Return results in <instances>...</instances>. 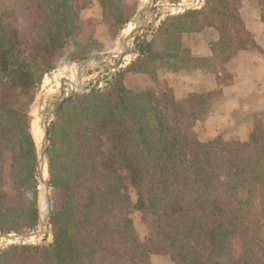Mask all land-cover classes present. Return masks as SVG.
<instances>
[{
	"label": "trees",
	"instance_id": "16d2710c",
	"mask_svg": "<svg viewBox=\"0 0 264 264\" xmlns=\"http://www.w3.org/2000/svg\"><path fill=\"white\" fill-rule=\"evenodd\" d=\"M50 1L48 26L39 27L42 43L54 52L49 64L22 58L18 48L4 44L0 21V88L10 83L25 95L39 87L45 73L67 62L64 45L77 27L71 2ZM112 1L99 0L109 8ZM37 2L41 9L46 6ZM210 30L217 33L210 44L213 57L194 56L186 40ZM246 48L259 51L243 29L235 0H204L200 10L164 20L139 55L109 80L105 92H72L65 98L48 127V235L37 245L0 252V264H22L33 255L41 264H99L102 255L113 264H150L149 249L160 254L163 264H251L249 253L256 248L263 258L264 217L256 211L264 212V127L251 122L231 143L198 139L201 121L218 102V90H207L201 82L193 97L174 93L183 92L181 79L193 71L204 72L219 87L224 65ZM94 55L85 52L76 60ZM127 76L153 79L156 86L155 80L164 81L172 96L160 101L151 89L128 91L123 84ZM30 122V114L0 101V171L16 199L3 206L0 196V233L18 234L38 225ZM103 136L102 145L94 142ZM101 148L113 153L96 159ZM129 188L137 211L148 218L146 244L125 210L131 205Z\"/></svg>",
	"mask_w": 264,
	"mask_h": 264
},
{
	"label": "rangeland",
	"instance_id": "374dc122",
	"mask_svg": "<svg viewBox=\"0 0 264 264\" xmlns=\"http://www.w3.org/2000/svg\"><path fill=\"white\" fill-rule=\"evenodd\" d=\"M50 1V0H46ZM55 1V0H51ZM50 1V2H51ZM62 2V0H60ZM71 3V11H72V18L74 25L76 24L77 27H74L71 32V41L65 42L63 49L64 52L67 54V62L62 63L58 68L54 70H50L44 74L39 87L36 90H31L27 94H21L19 89L13 86L10 83H6V78H2V82L5 84L0 88V97L1 102H8L12 103L13 106L19 110L20 112L27 113L31 115V130L32 135L34 138L35 143L40 141L41 139V119L42 117L48 116V111L52 108V103L55 101L54 94H57L59 88L57 87L58 81L60 78H69L74 77V84L75 87H70L66 85L65 91V98L69 97L70 94L73 92H81V93H88L91 91L95 92H105L106 85L109 80L114 76V74L118 71H112L109 68H106L108 63L109 65L115 64L116 58H111L108 60L106 64H96L91 63L87 67L80 66V64L87 58L82 60H76L78 56H82L85 52H92L96 55L90 56H100L104 54H111L117 52L122 48V45L125 39L128 37L126 36L128 33L133 32L134 28L139 27L140 20H138V12L149 7L151 4H154L152 9L154 15L150 12L147 13L144 20V28L141 29L140 32L136 33L132 39H130L128 44V50L130 51H140V48L143 44L152 40L156 33L158 32L161 23L164 20H167L171 16L181 15L182 13L189 11V10H200L204 4V0H136V10L133 15L130 16L123 24H118L119 17L124 14L122 11L123 7H121L120 2L118 4V0L112 1L113 7H104L108 11L112 21H113V28L110 29L111 32L116 33L117 40L115 38L110 40L105 45L98 43L96 40L93 39V33H86L84 32L82 36L77 34L79 29L81 28V18L80 13L83 9L88 7V0H69ZM88 1V2H87ZM99 2V0H97ZM42 5H46L43 9L39 6L37 0H0V21L4 25L6 30V36L3 39L4 44L9 47L18 48L19 54L22 58L25 59H35L37 60V64H49L51 60L54 58V52L50 47L45 46L40 38V31L39 27L41 25H45L47 18H51L49 13L48 5L44 0H41ZM241 0H235V7L238 9L240 6ZM259 4H263V0H257ZM100 3V2H99ZM120 9V10H119ZM129 12V10H128ZM74 13V14H73ZM127 14V13H126ZM125 14V15H126ZM124 15V17H125ZM155 17V22L152 20ZM139 21V22H138ZM45 26H48L46 23ZM230 34V33H229ZM231 35V34H230ZM111 37V36H110ZM191 38L186 40L187 45H191ZM106 47V48H105ZM105 48V49H104ZM76 54V55H73ZM139 55V54H138ZM137 55V56H138ZM136 56V57H137ZM59 57V55H58ZM135 57V58H136ZM134 57L131 58L133 60ZM127 61V59H126ZM49 62V63H48ZM58 62V61H55ZM131 62V61H130ZM171 61H168L164 65H168ZM220 62V61H218ZM186 65V64H185ZM188 66V65H186ZM185 66V67H186ZM184 69H182L183 71ZM161 72V71H160ZM158 76V75H157ZM160 78V77H159ZM63 80V79H61ZM60 80V81H61ZM153 79L148 82L145 79H141L135 76H127L123 81L125 88L128 91L134 92L138 87H142L144 89H151L154 92V97L157 100L162 99L166 101L170 96H172L171 89L166 85L164 81L155 80V83H159L157 86L153 83ZM194 93H190L189 97H193ZM164 101V102H165ZM159 109L165 113V109L162 106H159ZM54 118L49 120V126L51 122H53ZM169 119V118H168ZM204 120V119H203ZM201 128V127H200ZM93 131H97V128L93 129ZM224 134H221L212 139H223L225 142H233L230 139L226 138ZM196 139V136L193 135ZM208 138L201 129H198L197 138ZM198 138V139H199ZM105 142V137L98 138V140H94V142H98L99 145H102V142ZM47 148V145H46ZM100 149V148H99ZM103 153L102 155H97L96 159L99 160H106L107 156L106 153L112 154L113 151L108 150L109 152H105L104 148H101ZM47 154V153H46ZM48 169V168H47ZM48 173V170H47ZM95 180H98L95 178ZM7 181V180H6ZM6 183L5 181H3ZM4 195H9L7 197L8 204L5 206L12 205L15 199L14 192L11 188V183L8 181V184H4V186L0 189ZM131 201V205L127 207L125 210L132 222V225L135 230V234L138 236L139 241L142 244H146L149 238V223L145 222L148 219L144 216L141 212L137 211V206H135L136 197L134 192L129 188L126 192ZM38 206L41 210H44V202L42 195L40 194V198L38 196ZM260 215L261 218L264 217V212L257 210L256 216ZM49 216H50V204H49ZM264 222V220L262 219ZM148 224V225H147ZM264 224V223H263ZM47 233L42 236H34L31 242L24 241L22 244L21 240L17 239L13 241V243L6 244L2 246L0 252L6 250L10 246L15 245H37L41 243L43 240L46 239L49 231V218L47 222ZM38 230V225L32 231H23L20 233H11L10 235H21V234H29L35 233ZM264 230V228H263ZM4 234V233H0ZM149 249V247H147ZM240 242H236L234 244V251L237 253L240 249ZM258 248L252 250L249 253V257L251 259V264H264V257H261L260 253H257ZM149 261L150 264H163L162 257L159 253H157L154 249H149ZM260 254V255H258ZM260 260V261H259ZM259 261V262H258ZM97 263H104V264H113V261L109 259L108 256H100L97 259ZM22 264H41V260L39 256L33 255L28 258V260H24Z\"/></svg>",
	"mask_w": 264,
	"mask_h": 264
},
{
	"label": "crops",
	"instance_id": "0c3cea01",
	"mask_svg": "<svg viewBox=\"0 0 264 264\" xmlns=\"http://www.w3.org/2000/svg\"><path fill=\"white\" fill-rule=\"evenodd\" d=\"M88 1V7L80 13L81 28L77 34L82 36L84 32L93 33V39L103 45L114 38L117 40V34L110 31L113 21L108 11L97 0ZM119 2L124 14L119 17L117 23L122 24L135 13L136 0H118V4ZM238 15L244 31L251 36L259 51L249 48L237 51L224 65V72L218 74L221 79L219 87L215 86L204 72L193 71L181 79L183 92L176 93L174 90L177 95L182 96L185 93L188 96L190 93L201 91L197 87H200L201 82L202 87L207 90H218V102L201 121V132L204 129L205 135L210 139L224 132L225 137L230 140L241 139L239 133L251 122L264 127V5L259 4L257 0H241ZM192 36L190 46L193 55L211 59L213 53L210 44L215 41L217 33L210 30L206 34ZM30 134L35 145L31 125ZM8 181L6 174L0 171V189L4 184H8ZM2 194L0 191V196ZM7 197L8 194H3V206L8 204Z\"/></svg>",
	"mask_w": 264,
	"mask_h": 264
},
{
	"label": "water",
	"instance_id": "95a60500",
	"mask_svg": "<svg viewBox=\"0 0 264 264\" xmlns=\"http://www.w3.org/2000/svg\"><path fill=\"white\" fill-rule=\"evenodd\" d=\"M154 4H151L149 6V11L152 15H154L153 13V7ZM146 9V8H145ZM145 11L140 10L138 12V20H140V26L138 27V29L135 31V33H132V35L129 34V36L125 39L123 45H122V49L121 51H123L121 54H117V52H119L120 50H117V52L115 53H111V54H104V55H100V56H95V57H89L87 59H85L80 66H88L91 63H96V64H106L108 63V60L111 58H117L118 55V60L116 59L115 64L109 68L111 69L113 72L118 70L121 65L123 60L127 57V56H132V57H136L139 54V51H130L127 49L128 44L127 42L132 39L134 37V35L138 32L141 31V29L144 28V15H145ZM144 18V19H143ZM153 22H155V17L152 20ZM139 22V21H138ZM134 31V30H133ZM69 84V82H65L63 80L60 81V93L59 94H54L55 96V101L52 103L51 106V110L48 111V116L47 117H42V121L45 122V126L43 127V131H42V139H41V144L40 146H37L36 143V172H37V180H38V196L40 198V194L42 195L43 198V202H44V210H41V208H39L38 210V230L35 233H29V234H21V235H17L15 234L14 236H17V238L19 240H21L22 243H24V241L27 242H31L32 240H30L29 238L31 236H38V237H42L47 233V222H48V218H49V189H48V173H47V162H46V152H47V148L46 145L48 143V127H49V120L51 118H54L57 114L58 108L59 106L62 104V102L65 99V85ZM32 123V122H31ZM10 236V234H0V240L4 239L5 241L9 242L8 240ZM34 238V237H33ZM10 243H13V240H11ZM9 244V243H8ZM6 245V243H5ZM4 245V246H5ZM1 249V247H0Z\"/></svg>",
	"mask_w": 264,
	"mask_h": 264
},
{
	"label": "bare ground",
	"instance_id": "6f19581e",
	"mask_svg": "<svg viewBox=\"0 0 264 264\" xmlns=\"http://www.w3.org/2000/svg\"><path fill=\"white\" fill-rule=\"evenodd\" d=\"M144 11H145V15H144V18H145V16L147 15V13L148 12H150L149 11V7H147L146 9H144ZM143 18V19H144ZM145 20V19H144ZM138 29V27H136V28H134V31L133 32H130V33H128L126 36H129V34L130 35H132V33H135V31ZM122 49V48H121ZM121 49H120V51L119 52H117V54L119 55V54H121L123 51H121ZM127 49H129L128 47H127ZM118 55H117V60L119 59L118 58ZM131 58H132V56H127L125 59H124V63L123 64H127V62H129L130 60H131ZM126 59H127V61H126ZM113 66V64H111V65H109V63H108V65H107V67L106 68H111ZM86 67V66H85ZM61 79H63V81H65V82H69L70 83V87H72V86H74L75 87V82H74V77H69V78H60V80ZM60 80L57 82L58 83V85H57V87L59 88V86H60ZM60 88H61V86H60ZM60 93V89H59V91H58V93L57 94H59ZM45 124V122H43L42 120H41V139H42V131H43V127L45 126L44 125ZM41 139H40V141H37V143H36V145L37 146H40V144H41ZM34 236H31L29 239L30 240H32V239H34L33 238ZM9 239L10 240H8L9 242H7V241H5L4 239H1L0 240V247H2V246H4L5 245V243L6 244H8V243H10L11 242V240H13V241H16L18 238H17V236H10L9 237ZM7 246V245H6Z\"/></svg>",
	"mask_w": 264,
	"mask_h": 264
},
{
	"label": "built area",
	"instance_id": "2783aa9c",
	"mask_svg": "<svg viewBox=\"0 0 264 264\" xmlns=\"http://www.w3.org/2000/svg\"><path fill=\"white\" fill-rule=\"evenodd\" d=\"M130 61H132V60H130ZM130 61H129V62H130ZM129 62H127V64H128ZM123 63H124V60H123L122 65H121V67H120L119 69H121V68H123V67H125V66L127 65V64H123ZM119 69H118V70H119ZM66 85H68V84H66ZM66 85H65V86H66ZM65 88H66V87H65ZM65 91H66V90H65ZM22 244H24V243H22Z\"/></svg>",
	"mask_w": 264,
	"mask_h": 264
}]
</instances>
